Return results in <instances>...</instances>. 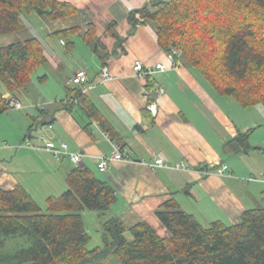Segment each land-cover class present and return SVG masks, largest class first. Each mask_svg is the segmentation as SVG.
<instances>
[{"label": "crops", "instance_id": "1", "mask_svg": "<svg viewBox=\"0 0 264 264\" xmlns=\"http://www.w3.org/2000/svg\"><path fill=\"white\" fill-rule=\"evenodd\" d=\"M59 1L71 3L79 12L55 20L47 33L49 39L61 38L51 33L62 28L79 25L82 30L55 40L48 49L43 46L46 60L34 71L38 72L37 83L34 73L30 82L36 89L35 98L22 103L15 95L26 107L8 109L0 115V187L13 189L21 185L43 203L48 196H58L66 190L65 176L76 165L67 157L57 159L46 151L26 146L28 139L37 143V137L44 134L46 139L66 142L71 151L85 153L81 165L115 188L117 199L105 212L107 219L117 216L123 223L143 220L162 237L169 233L155 211L171 198L204 225L214 220L234 224L244 210L262 204L264 182L259 179L264 178V168L241 170L239 158L251 151H242L241 144H229L238 133L253 128L255 123L238 112L233 116L231 110L238 108L225 98L229 96L217 94L204 77L198 76L196 68L162 50L152 25H138L130 32L127 14L141 3L138 0ZM72 17L82 21L63 22ZM89 22L97 24L98 34L107 24L115 22L113 30L124 38V51L117 49V54H110L102 62L83 38ZM105 37L112 50L116 46L115 38L109 34ZM135 60L148 64L162 62L168 68L142 79L133 75ZM104 65L111 71L110 80L100 79ZM79 68L88 75V88L83 94L99 111L110 138L80 104L70 108L64 105L68 80ZM51 71L58 72L61 81L54 89L42 88L40 83L49 79ZM148 81L153 84L149 91ZM150 97L154 100L149 101ZM32 125L38 134L28 136L27 130ZM113 143L130 161L115 160L106 170L99 171L97 162L102 156L113 154ZM156 158L170 163L184 162L190 170L151 169L142 164ZM224 165L226 170L220 175L218 169ZM244 175L256 180L242 179L240 176Z\"/></svg>", "mask_w": 264, "mask_h": 264}, {"label": "trees", "instance_id": "2", "mask_svg": "<svg viewBox=\"0 0 264 264\" xmlns=\"http://www.w3.org/2000/svg\"><path fill=\"white\" fill-rule=\"evenodd\" d=\"M149 1L129 10L130 32L138 25H152L159 47L166 53L176 50L173 57L196 68L217 94L232 97L243 108L264 107V0ZM78 12L66 1L0 0V35L24 29L23 14L55 21ZM115 25L107 24L100 34L96 23L85 26L83 38L102 62L117 49L124 51V38L113 30ZM81 30L75 25L51 35L67 38ZM107 34L116 40L112 50ZM45 60L37 37L0 46V115L9 109L4 91L14 97L26 91L33 72ZM67 86L66 108L76 104L68 98H77L109 133L80 87ZM152 87L148 81L147 90ZM251 132L238 133L229 144H241L244 152L255 148L247 141ZM65 183L60 195L45 199V209L21 185L0 187V264H100L108 256L117 264H264V191L262 205L244 210L234 224L214 220L204 225L171 198L155 211L167 237L146 221L126 226L111 217L102 223V245L89 248L82 212L104 214L116 201V190L82 165L67 172Z\"/></svg>", "mask_w": 264, "mask_h": 264}, {"label": "rangeland", "instance_id": "3", "mask_svg": "<svg viewBox=\"0 0 264 264\" xmlns=\"http://www.w3.org/2000/svg\"><path fill=\"white\" fill-rule=\"evenodd\" d=\"M141 5H144L145 3H150V1L147 0H138ZM156 1V0H151ZM169 1V0H166ZM140 5V6H141ZM78 17V16H77ZM22 20L24 21L25 27L24 29L20 31H15L12 33L0 35V46L7 45L9 43H14L17 41H23L26 38L29 37H37L39 40L42 41L43 46L48 49L51 45V43H56L55 40L60 41L63 37H58L55 40L49 39L50 36L47 34L49 31L50 26H52L54 21H51L47 19L44 16H39L36 13H30V14H23ZM72 20L74 23L80 24L82 21H78L79 18H71V19H64L63 22ZM55 29L57 26H53ZM62 27V26H60ZM54 29V28H53ZM54 40V41H51ZM47 66V65H46ZM197 70V69H195ZM43 70L40 69V73H42ZM198 72V71H197ZM34 73V72H33ZM51 75L49 76V79L46 80L42 84V88H55L56 85L61 81V78L58 75V72L51 71ZM37 74L38 72L34 73V80L37 83ZM198 72V76H202ZM203 78V76H202ZM34 82V81H33ZM36 89L33 87V84L30 83L26 91H20L17 93L18 98L21 100L22 103L26 102L28 100H33L35 98ZM228 98L232 103H234V106H237L238 111H236V107L231 110L233 116L238 112L240 116L246 117L247 120L251 123H255L253 125L254 127L251 128L252 132L250 133L248 137V143L252 145L253 147H260L259 149H249V151L246 150V153L250 152L248 155H241L239 158L240 162V168L241 170H246L248 167H250L253 171H259L262 167L264 168V107L261 105L252 106L248 108H241L231 97H225ZM24 105V104H23ZM25 106V105H24ZM26 107V106H25ZM29 111V109H27ZM231 114V115H232ZM32 133L38 134V131L34 130ZM254 149V150H253ZM254 175H258L254 173ZM242 179H248L250 176H240ZM260 178V177H259ZM264 186V183L262 184ZM38 202V200H37ZM43 209L46 208V204L43 202H38ZM262 204L259 202L256 205H253V207H260ZM117 217V216H115ZM82 219L85 223V226L87 228L88 233L90 234V240L87 244L89 248H92L97 245H102V235H103V228L102 223L106 221V214L102 213H95L90 210H85L82 212ZM140 221L139 219L131 220V221H125L126 226H130L133 223H136ZM127 237L130 238L129 232L126 233ZM100 264H117L114 260L113 256H108L107 259L102 261Z\"/></svg>", "mask_w": 264, "mask_h": 264}, {"label": "built area", "instance_id": "4", "mask_svg": "<svg viewBox=\"0 0 264 264\" xmlns=\"http://www.w3.org/2000/svg\"><path fill=\"white\" fill-rule=\"evenodd\" d=\"M174 54H177L176 50H171L170 53H168L169 56H173ZM168 67L162 63H156V64H148L143 63L140 60H135L133 64V75L138 78H146L150 75H153L157 71H164ZM100 79L102 81L110 80L112 79V74L107 65L102 66L100 73H99ZM68 85L78 86L81 89V92L84 93L88 88V75L85 69L79 68L77 69L73 76L68 80ZM6 105L9 109H22L23 104L13 95L8 94L7 96H4ZM68 100L78 103V99L75 97H70ZM96 125L99 126V123L96 121ZM104 135L108 138H110V135L108 132L103 131ZM37 143H32L29 139L26 143V146L30 149L39 150V151H46L50 154H52L55 158L59 159L61 157H67L73 164L76 166L81 165L83 158L86 156L85 153L80 151H71L68 148V145L66 142L58 141L55 142L51 139H46V136L44 134H40L38 137ZM114 146V152L110 156H102L98 162H97V168L99 171L106 170V167L109 163L115 160H123L125 162H129L130 159L123 155L122 152L117 148L116 144L113 143ZM142 164H145L151 169L155 168H168V169H177V170H190V167L184 163V162H167L164 161L162 158H156L155 160L151 162H143ZM226 170V166H221L218 169V173L220 175H223ZM248 180H256V178L250 177ZM260 181L264 182V178L259 179Z\"/></svg>", "mask_w": 264, "mask_h": 264}, {"label": "bare ground", "instance_id": "5", "mask_svg": "<svg viewBox=\"0 0 264 264\" xmlns=\"http://www.w3.org/2000/svg\"><path fill=\"white\" fill-rule=\"evenodd\" d=\"M176 57V56H175Z\"/></svg>", "mask_w": 264, "mask_h": 264}]
</instances>
